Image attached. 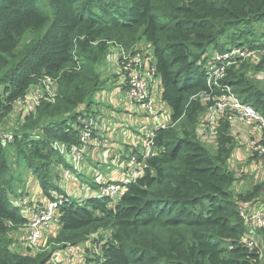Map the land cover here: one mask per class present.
<instances>
[{
  "label": "trees",
  "instance_id": "1",
  "mask_svg": "<svg viewBox=\"0 0 264 264\" xmlns=\"http://www.w3.org/2000/svg\"><path fill=\"white\" fill-rule=\"evenodd\" d=\"M260 22L264 0H0V121L45 77L57 81L55 103L38 107L25 119L22 136L8 144L17 166L38 180L46 197L59 190L51 161L66 166L53 145L78 142V109H89L101 90L98 70L108 41L123 44L126 37L129 45H149L161 101L171 125L180 128V134L157 132L160 152L116 204L64 196L49 251L34 257L10 249V227L28 224L24 208L11 199L22 196L17 185L26 181L0 146V264H48L59 250L100 232L108 238L97 264H262L259 250L242 242L245 225L232 192L235 174L228 169L233 140L219 126L211 153L196 135L204 110L197 99L210 93L205 62L213 51L264 48L254 33ZM223 85L264 117V91L235 66ZM263 189L256 185L238 200L255 201Z\"/></svg>",
  "mask_w": 264,
  "mask_h": 264
},
{
  "label": "built area",
  "instance_id": "2",
  "mask_svg": "<svg viewBox=\"0 0 264 264\" xmlns=\"http://www.w3.org/2000/svg\"><path fill=\"white\" fill-rule=\"evenodd\" d=\"M235 50H237L238 54H235ZM244 51L241 48H234L223 55L217 51L213 52L211 59L209 58L205 62V73L207 75V85L210 88V93L197 100L201 104L202 101H207L211 107L214 103H211V100L213 98L217 99V103L212 108L213 111L210 115V119H212V116L217 111H220L229 99L233 110L238 114L241 125L249 128L258 127L261 131H264V117L261 113L251 105L244 103L240 98L235 97L230 88L223 85L227 77V69L236 65L242 58V55L239 53H243ZM118 61L117 75L120 86L123 87V95L129 105L144 112L148 126L139 138L138 146L119 162V166L122 169L117 175L120 178L118 180L100 183L96 191L92 192L88 197L90 199L96 198L109 201V206L116 204L125 194L128 186L144 176L148 160L157 156L160 152L155 142L157 132L167 130L172 126L170 119L166 121V118L163 117L168 115V111L165 110L164 104L161 101V91H159L158 98L155 94L156 87L159 86V83L161 85V79L156 74L155 60L152 52L149 50L147 52L141 50L130 52L121 51L118 55ZM40 84L44 85V92L30 101V111L35 109L37 111L42 102L53 103L56 99L55 94H52L50 91L53 85H57L56 80L45 77L38 85ZM219 88L221 89L220 93L214 91V89ZM24 98L28 100L27 95ZM23 100L18 102H22ZM158 106L162 107V112L158 111ZM93 113L83 112L78 118V122L74 126L78 131V142L76 144L66 145L64 143H55L53 145L55 151L66 161L67 167L65 166L61 174L65 182L71 181L75 175L83 170V164H85V158L91 150V146L99 143L95 134L101 127V119ZM12 140V136L0 135V141L4 144H9L13 142ZM255 151L259 155L264 156V149L262 147H255ZM113 175L116 174L113 173L112 177ZM63 202L64 197L54 196L45 205L29 210L27 217L28 224L26 225L29 233L25 237V242L29 248H35L42 238L43 233L57 221L58 207ZM239 214L245 225L242 242L251 250L257 248L255 238L258 232L264 231V202H257L256 204L252 201L242 203L239 207ZM94 253L101 257L100 248H97V252L94 251ZM48 264L59 263L54 257H51Z\"/></svg>",
  "mask_w": 264,
  "mask_h": 264
},
{
  "label": "rangeland",
  "instance_id": "3",
  "mask_svg": "<svg viewBox=\"0 0 264 264\" xmlns=\"http://www.w3.org/2000/svg\"><path fill=\"white\" fill-rule=\"evenodd\" d=\"M264 23L260 22L254 25V33L257 35L261 42H264ZM108 54L104 64L99 68L101 79L103 81V85L100 91H104L106 89L112 88L111 85L113 83L110 82V79L118 78L117 69L119 66L118 55L119 52H130L134 50H141L143 52L148 51V46L146 42L140 41L138 45H129L128 40L125 37V41L123 44L118 43L117 41H108L106 43ZM245 48V47H244ZM211 52V51H210ZM215 52V51H213ZM235 54H238L237 50H235ZM242 55V58L236 63L235 71L238 74H243L245 79L251 83H253L258 89L264 91V48L259 50H252L245 48L243 53H239ZM116 66L115 69L112 67ZM159 86L155 89L156 97L159 96ZM235 97H238L233 89H230ZM51 93L57 95V85H53L51 88ZM44 92V85H36L33 88H30L27 92V97L24 98L22 102H16L12 106L11 112L3 117L0 121V135L1 136H12L22 132L24 125L26 123L25 119L30 115L36 114V109L33 111L29 110L30 101L35 99L40 93ZM25 95V96H26ZM239 98V97H238ZM56 101V100H55ZM55 101L53 103H55ZM214 102V103H213ZM49 103V102H42ZM50 103V104H53ZM211 103L213 106H209L207 101H202L203 112L200 116L199 123L197 125L196 135L198 140L211 152H216L217 149V130L220 126L224 127L227 131V136L230 137L234 142V147L242 146L243 143H246L249 147V152L247 156H243L242 159L231 158L228 161V169L235 174V176L243 181L242 183H237L238 187L237 191L232 189L234 193V198L237 199L239 206L243 203L238 198L240 196H245L250 193L256 185H264V169L262 165L264 164V156L259 155L258 152L255 151V147L260 146L264 149V131H261L258 127H245L241 125L238 114L233 110L230 100L228 99L224 105V107L217 111L210 119V115L212 113V108L217 103V99H212ZM41 104V105H42ZM158 111L162 112V107L158 106ZM87 107H80L78 111H85ZM92 110V109H91ZM77 111V112H78ZM169 130H173L177 134H180L179 125H172ZM22 133L19 134L20 138ZM13 141V140H12ZM0 146L6 150L8 161L11 164V167L16 170L18 173L22 174L23 179L26 181L24 185H17V192L21 193V197L19 199L14 196L11 197L12 201L15 203L22 205L26 209H35L37 207L43 206L45 203L52 200L54 196H63L66 194V189L69 188L68 192L71 193L73 201H77L82 203L84 199L89 196L92 192L96 191V188L100 183L104 182L106 179L101 177L100 171L98 174H92V170L95 168L94 162L88 163L85 162V166L83 164V170L80 172V175H75V180L73 183H69L65 189L64 179L61 175L60 165L56 162L55 158L51 161V177L54 178V182L56 183L58 191H52L50 193V197H46L40 188L38 180L35 179L34 176L28 170L18 167V157L15 155L14 149L8 147V143L0 142ZM12 143V142H11ZM9 143V144H11ZM117 164V163H116ZM93 165V166H92ZM104 169L106 167H115L111 162H105L103 165ZM251 168L254 172L252 174H245V169ZM103 170V168H102ZM102 173V172H101ZM257 174H262L263 177L258 182L254 183L250 180H242L246 177H254ZM80 178V179H77ZM115 178V177H113ZM79 180V181H78ZM80 198V199H79ZM252 201L254 204L257 202H264V189L254 198ZM263 206V205H261ZM27 217V216H26ZM57 221H55L54 225L46 230L43 233L42 238L38 242L35 248H26L25 247V237L29 233V229L26 226H11L10 227V236L13 239L12 245L10 247L13 253L17 254H29L31 257L36 256L39 253L49 251V246L47 242L49 239L54 238L58 231ZM96 239L99 241L106 240L108 238V233L100 232L96 234ZM255 243L257 245V249L259 250L262 257V264H264V231H260L255 238ZM98 258V257H96Z\"/></svg>",
  "mask_w": 264,
  "mask_h": 264
},
{
  "label": "crops",
  "instance_id": "4",
  "mask_svg": "<svg viewBox=\"0 0 264 264\" xmlns=\"http://www.w3.org/2000/svg\"><path fill=\"white\" fill-rule=\"evenodd\" d=\"M146 45L148 46V50L151 51L149 45L147 43ZM112 69H115L116 72V66L112 67ZM110 82L113 83L111 85L112 88L99 91L95 96L94 103L89 107V109L83 111L94 112L93 114L101 119V127L95 134L99 143L91 146V150L86 155L85 162H87V164L94 162L95 166H92L95 168L92 170L93 173H91V175H96L100 171V175L106 179L105 181L118 180L120 178L117 175L122 169L119 166V162L138 146L139 138L143 134L144 129L148 126V121L146 120L144 112L128 104L125 96L123 95V87L120 86L119 79L113 78L110 79ZM159 87V91H162L160 83ZM164 108L168 111V115L163 117L166 118V121H169L170 111L165 105ZM248 152L249 147L246 143H243L242 146H237L236 148L234 147L230 157L242 159L243 156L248 155ZM105 162H111L115 165V167H106V169H104L103 165ZM60 168V172L62 174V170L65 167L60 166ZM262 168L264 169V164L262 165ZM253 172L254 171L251 170L250 167L244 171L245 174H252ZM113 173L116 174L113 175L115 178L112 177ZM77 175H80V173ZM261 176L262 174H257L254 177H246L242 180H250L256 183L258 180L263 178ZM74 181L75 180L65 182V189L69 183L71 184ZM237 183L243 184V181H240V179L235 176V182L232 189L240 193L238 187L236 186ZM68 190L69 188L66 189V194L62 197L65 196L69 197V199H73L74 197L71 196L72 194L69 193ZM88 197L89 196L86 198ZM29 210L30 208H24L22 214L25 217H28ZM96 238L97 237L95 235L86 242L78 244L74 247H67L59 250L53 255V257L59 264H97L98 258L100 260V255H96L94 251L97 252V248L101 249L103 244L102 242L104 241H101V239L98 241ZM25 247L29 248L26 242Z\"/></svg>",
  "mask_w": 264,
  "mask_h": 264
}]
</instances>
